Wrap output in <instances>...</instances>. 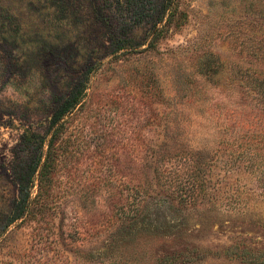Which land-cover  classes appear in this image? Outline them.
<instances>
[{
  "label": "rangeland",
  "instance_id": "rangeland-1",
  "mask_svg": "<svg viewBox=\"0 0 264 264\" xmlns=\"http://www.w3.org/2000/svg\"><path fill=\"white\" fill-rule=\"evenodd\" d=\"M255 82L264 0H0V264H264ZM83 89L37 239L22 135Z\"/></svg>",
  "mask_w": 264,
  "mask_h": 264
},
{
  "label": "trees",
  "instance_id": "trees-1",
  "mask_svg": "<svg viewBox=\"0 0 264 264\" xmlns=\"http://www.w3.org/2000/svg\"><path fill=\"white\" fill-rule=\"evenodd\" d=\"M254 87L264 96V82H255ZM84 89L80 93H69L56 106L49 119L46 135L26 131L22 138L25 140L26 161L24 170L18 173V194L5 225L18 220L21 222H37L35 237L42 238L45 234L43 227H47L48 217L51 215L50 203L53 195L54 173L61 148L57 142L62 135L66 116L70 115L81 105ZM18 171V170H17ZM45 222V223H43ZM45 224L44 226H42ZM48 228V227H47Z\"/></svg>",
  "mask_w": 264,
  "mask_h": 264
}]
</instances>
